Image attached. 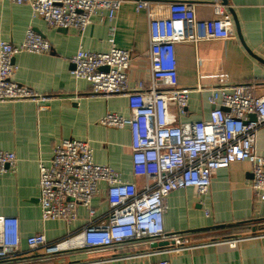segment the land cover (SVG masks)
<instances>
[{"label":"built area","instance_id":"obj_1","mask_svg":"<svg viewBox=\"0 0 264 264\" xmlns=\"http://www.w3.org/2000/svg\"><path fill=\"white\" fill-rule=\"evenodd\" d=\"M31 6L34 16L55 28L84 31L92 17L106 12L112 20L126 0H2ZM137 10L150 13L151 0H134ZM225 7L216 0L215 19L201 21L196 5L169 4V16L150 19L151 80L130 87L131 53L113 47L107 53L80 50L72 59L76 78L91 84L93 94L123 96L129 100L131 116L107 114L100 124L112 128L129 126L132 131L133 174L142 178L140 187L124 181L120 174L94 161L88 142L64 140L54 148L49 164L41 162L39 203L43 222L72 224L87 221L80 229L57 240L44 233L27 238L22 248L20 222L13 216H0V264H46L66 256L105 255L99 259L71 264H102L128 257L158 256L191 249L190 234L168 233L165 229L164 200L173 192L193 188L207 194L214 173L237 162L251 163V188L264 200V156L258 153V134L264 130V96L254 94L249 84L218 87L209 97L213 110L208 121L182 123L187 114L191 90L178 79L176 47L234 38ZM51 45L30 29L17 46L0 45V104L18 101L46 102L14 79V58L22 52L49 53ZM226 109V110H225ZM16 156L0 150V172L14 170ZM99 199L107 210L99 213L93 204ZM171 243L167 249L153 246ZM137 246L154 250L140 255H116ZM113 253V254H112ZM116 253V254H115ZM115 254V255H114ZM155 264H171L163 259Z\"/></svg>","mask_w":264,"mask_h":264},{"label":"crops","instance_id":"obj_2","mask_svg":"<svg viewBox=\"0 0 264 264\" xmlns=\"http://www.w3.org/2000/svg\"><path fill=\"white\" fill-rule=\"evenodd\" d=\"M178 1L194 3L201 21L215 19L216 0H151L150 13L138 11L134 0H126L112 20L106 12H98L92 17V24L80 31L51 27L34 16L31 6L0 0V45H21L30 29L51 45L49 53L17 54L13 77L18 84L48 96L49 100L0 104V150L16 156L15 169L0 172V216L19 220L24 250L30 236L44 233L49 240H57L86 224L83 208L80 218L69 225L42 220L39 165L50 163L54 148L62 141L88 142L96 164L111 167L124 181L140 187L144 184L142 178L133 174L131 128L100 124L107 114L129 118V100L123 96L94 95L88 81L73 75L72 59L80 50H126L132 56L130 87L139 82L148 84L150 19L168 17L169 4ZM219 2L232 23L234 38L176 47L179 85L192 91L187 114L180 118L182 123L208 121L213 110L209 97L218 87L249 84L254 86L257 97L264 96V0ZM258 153L264 156V130L258 134ZM251 179V163L237 162L214 173L207 194L199 196L195 189L188 188L175 191L164 200L166 231L190 234L191 249L102 264H155L163 259L171 264H264V200L251 188ZM93 204L99 213L107 210L99 199ZM158 249L137 246L115 254L140 255ZM102 257L105 255L76 254L46 264H71Z\"/></svg>","mask_w":264,"mask_h":264},{"label":"water","instance_id":"obj_3","mask_svg":"<svg viewBox=\"0 0 264 264\" xmlns=\"http://www.w3.org/2000/svg\"><path fill=\"white\" fill-rule=\"evenodd\" d=\"M235 18V17H234ZM236 19V18H235ZM236 25H237V28H238V32H239V27H238V23L236 21ZM240 33V32H239ZM226 110V109H225ZM167 245H169L168 243H163V244H158V245H155L153 246V248H159V247H166Z\"/></svg>","mask_w":264,"mask_h":264}]
</instances>
